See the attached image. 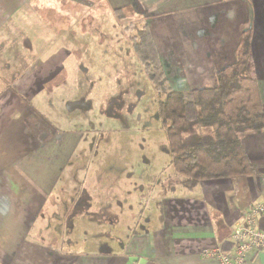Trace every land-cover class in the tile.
I'll use <instances>...</instances> for the list:
<instances>
[{
	"label": "crops",
	"instance_id": "0c3cea01",
	"mask_svg": "<svg viewBox=\"0 0 264 264\" xmlns=\"http://www.w3.org/2000/svg\"><path fill=\"white\" fill-rule=\"evenodd\" d=\"M116 8L149 26L179 91L217 86L251 29L264 104V0H0V264H219L203 248L234 250L231 234L247 210L230 179L188 189L156 158L127 174L96 163L94 177L93 160L77 155L70 102L96 67L127 72L129 101L143 105L130 38L104 15ZM76 70L87 74L73 80ZM240 139L256 168L252 204L264 202V130ZM256 224L264 230V216ZM247 264H264V251Z\"/></svg>",
	"mask_w": 264,
	"mask_h": 264
},
{
	"label": "trees",
	"instance_id": "16d2710c",
	"mask_svg": "<svg viewBox=\"0 0 264 264\" xmlns=\"http://www.w3.org/2000/svg\"><path fill=\"white\" fill-rule=\"evenodd\" d=\"M119 19L128 13L114 9ZM144 72L159 95L158 114L170 165L181 184L193 189L201 180L230 179L242 210L252 204L249 178L256 168L241 134L264 130V104L252 48L253 31L243 32L236 60L220 69L215 87L174 90L168 82L151 30L140 26L130 37Z\"/></svg>",
	"mask_w": 264,
	"mask_h": 264
},
{
	"label": "rangeland",
	"instance_id": "374dc122",
	"mask_svg": "<svg viewBox=\"0 0 264 264\" xmlns=\"http://www.w3.org/2000/svg\"><path fill=\"white\" fill-rule=\"evenodd\" d=\"M97 11H101V9H96L94 14ZM104 15L108 17L111 31L125 33L129 38L136 34L138 28L142 26V24L135 22L130 14L126 19L116 18L112 12ZM30 27L32 31L37 33L33 30L32 24ZM132 54L136 57L137 67H140L137 68L136 71L139 72L135 73V76L142 83V87L140 85L139 89H136V95L138 91L142 92L141 103L143 105L137 106L136 104L134 106L129 101V98L133 101L135 88L132 83L133 78H128L127 72L112 71L111 76H109L99 69H103L101 65L95 66L96 68L88 81L82 82L83 91L79 92L76 100L73 97L72 102H70L74 109L78 108L77 121L72 122V128L80 132L82 140L77 155L80 158L83 156L82 160H86V158L87 161L93 160L92 163L94 164L101 162H104L105 165L110 164V168L115 172L121 169L126 170L125 174L138 171L139 168L143 170L145 163L155 160V158L158 163H165L168 159L170 165V154L167 151L165 153L162 146L167 145V143L165 132L160 126L159 95L144 72L142 65H140L137 56L134 52ZM78 68L80 69V66ZM78 71L72 73L73 80L81 72L87 74L84 71ZM80 81L79 79V83ZM124 92L130 96L123 98L122 93ZM130 129L135 133L129 132ZM86 146H89L88 150L84 148ZM86 153L88 154L87 157L84 156ZM154 163L153 161V165H155ZM96 167H98L97 164L90 169L87 168V170H91V175L94 174V177L97 176Z\"/></svg>",
	"mask_w": 264,
	"mask_h": 264
},
{
	"label": "built area",
	"instance_id": "2783aa9c",
	"mask_svg": "<svg viewBox=\"0 0 264 264\" xmlns=\"http://www.w3.org/2000/svg\"><path fill=\"white\" fill-rule=\"evenodd\" d=\"M260 216H264V202L253 204L233 229L234 250L217 245L203 248L202 254L216 259L219 264H247L250 254L264 251V230L256 224Z\"/></svg>",
	"mask_w": 264,
	"mask_h": 264
}]
</instances>
